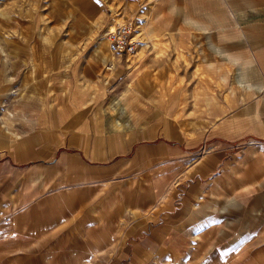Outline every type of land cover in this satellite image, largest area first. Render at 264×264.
<instances>
[{"label":"rangeland","instance_id":"1","mask_svg":"<svg viewBox=\"0 0 264 264\" xmlns=\"http://www.w3.org/2000/svg\"><path fill=\"white\" fill-rule=\"evenodd\" d=\"M195 1L198 6L211 0ZM224 1L217 0L218 12L203 7L228 16L231 28ZM191 4L194 0H0V126L16 129L19 119L30 124L36 116L61 121L77 111L127 102L147 143L165 141L180 149L168 156V164L140 170V189L148 185L161 194L170 185L168 194L182 196L197 183L203 189L201 207L236 201L228 213L217 215L213 249L210 237H202L203 249L157 256L154 264H264V146L251 139L261 127L259 113L233 80V64L213 56L206 45L208 32L222 36L224 25L213 26L210 14L196 15ZM190 19L207 30L195 29L186 22ZM123 22L133 23L139 47L120 59L109 52L106 35ZM212 156L216 168L195 169ZM210 196L218 201L209 202ZM127 212L119 228L141 218L138 211ZM62 227L68 234L30 240H43L46 247L81 239ZM10 237L0 236V262L8 258L2 243Z\"/></svg>","mask_w":264,"mask_h":264},{"label":"crops","instance_id":"2","mask_svg":"<svg viewBox=\"0 0 264 264\" xmlns=\"http://www.w3.org/2000/svg\"><path fill=\"white\" fill-rule=\"evenodd\" d=\"M224 2L231 28L228 16L215 13L217 0L198 6L194 0L191 8L196 15L210 14L213 26L224 25L222 30H227L216 38L209 31L206 45L213 56L233 64V80L248 92L253 99L249 107L259 113L261 127L251 139L264 146V0ZM203 6L216 11L208 14ZM186 22L197 30L208 28L196 19ZM119 103L121 107L111 103L77 111L61 121L36 116L30 124L19 119L16 129L0 126V236H11L2 243L10 252L0 264H154L157 256L171 257L187 249L197 252L208 237L212 249L217 245L213 234L219 213H228L235 199L218 208L212 204L209 210L197 204L203 199L201 184H192L188 195L182 196L168 194L170 185L161 194L148 185L140 189L136 178L140 170L168 164V156L180 149L161 140L155 146L147 143L148 134L128 114V103ZM202 161L196 170L216 168L213 156ZM212 196L209 202H217ZM159 200L163 208L156 214L153 209ZM129 210L138 211L141 218L119 228ZM63 225L82 235L72 246L45 247L43 240H30L68 234Z\"/></svg>","mask_w":264,"mask_h":264},{"label":"built area","instance_id":"3","mask_svg":"<svg viewBox=\"0 0 264 264\" xmlns=\"http://www.w3.org/2000/svg\"><path fill=\"white\" fill-rule=\"evenodd\" d=\"M134 25L131 22L117 24L113 30H109L106 37L108 50L112 55L135 54L139 47V41L134 35Z\"/></svg>","mask_w":264,"mask_h":264},{"label":"bare ground","instance_id":"4","mask_svg":"<svg viewBox=\"0 0 264 264\" xmlns=\"http://www.w3.org/2000/svg\"><path fill=\"white\" fill-rule=\"evenodd\" d=\"M111 30H113V29L111 28Z\"/></svg>","mask_w":264,"mask_h":264}]
</instances>
